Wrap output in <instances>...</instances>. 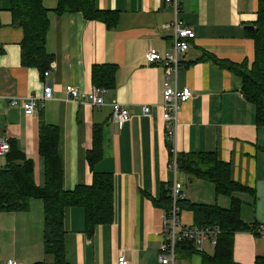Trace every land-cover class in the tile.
I'll return each instance as SVG.
<instances>
[{
	"label": "crops",
	"instance_id": "0c3cea01",
	"mask_svg": "<svg viewBox=\"0 0 264 264\" xmlns=\"http://www.w3.org/2000/svg\"><path fill=\"white\" fill-rule=\"evenodd\" d=\"M177 1L178 17L195 37L171 81L173 87L192 91L177 113L173 148L176 153L215 152L219 160L229 162L232 180L252 191L234 193L242 202L241 219L263 228L264 128L255 124L254 108L241 92L242 79L217 62L252 64L254 44L246 29L256 20L258 0ZM95 4L97 9L117 13L114 26L87 20L81 12L58 14L57 0H42L49 21L46 51L52 55L49 76L44 78L38 67L21 63L23 29L13 20L9 0H0V138L15 144L32 161L34 183L41 187L44 161L38 153L39 127L43 122L57 126L63 187L73 190L91 182L85 156L92 129L100 125L103 156L94 168L114 176V218L110 224L96 226L89 240L83 211L66 207L67 264H117L120 254L130 264H159L164 211L152 198L160 196L162 184L172 182L173 172L161 109L165 69L161 63L146 64L145 53L150 48L159 53L171 49L172 32L162 25L173 20L174 10L164 0H95ZM100 64L115 66L113 88H103L104 104L95 107L85 99H70L67 85L84 94L93 90L91 69ZM46 82L52 86L53 98L41 101L33 113L27 114L21 104H8L11 98L41 97ZM113 102L131 112L120 128L112 121ZM143 106H149V116L142 113ZM5 155L0 156V167L6 164ZM181 176L177 173L186 199L228 206L229 200L217 197L212 183ZM43 211L39 199L30 200L26 211H0V264L48 261ZM181 219L193 223L192 212L182 210ZM212 249L205 243L198 252ZM256 257H264V233H235L233 264H254ZM176 264H202V258L198 253L177 255Z\"/></svg>",
	"mask_w": 264,
	"mask_h": 264
},
{
	"label": "trees",
	"instance_id": "16d2710c",
	"mask_svg": "<svg viewBox=\"0 0 264 264\" xmlns=\"http://www.w3.org/2000/svg\"><path fill=\"white\" fill-rule=\"evenodd\" d=\"M9 10L15 23L23 29L21 41V63L36 66L42 72L49 69L52 55L46 51V33L49 21L42 0H9ZM62 12H81L85 19H98L108 27L117 21L116 12L96 8L95 0H57L54 9ZM252 29L246 35L253 40L254 59L234 64L217 61L220 67L233 71L242 79L241 92L254 108L257 127L264 128V0H258L257 17ZM95 87L113 88L114 65L100 64L91 69ZM101 126L92 129L91 146L86 151V161L91 172V182L78 185L73 190L63 187V170L58 156L60 132L53 124L41 123L38 133V153L44 161V184L37 186L33 178V163L27 159L15 144H9L6 164L0 167V211H26L32 199L43 202V246L48 261L37 264H67L65 232L63 228L64 209L79 208L84 213V233L92 239L96 226L110 224L114 218V176L109 172H98L95 165L103 156ZM169 160L172 154V138L168 135ZM177 171L190 179L212 183L217 197L229 200L227 207L193 203L183 197L178 201L181 210L192 212L193 224L198 227L219 228L216 245L211 253L198 252L189 241L177 244V255H201L202 264H233V237L237 232H253L259 235L256 222L248 224L241 219L242 202L234 193L252 192L246 186L231 178L229 162L218 159L215 152L176 153ZM152 202L168 213L171 207L170 183L162 184L160 196ZM254 264H264V257H256Z\"/></svg>",
	"mask_w": 264,
	"mask_h": 264
},
{
	"label": "built area",
	"instance_id": "2783aa9c",
	"mask_svg": "<svg viewBox=\"0 0 264 264\" xmlns=\"http://www.w3.org/2000/svg\"><path fill=\"white\" fill-rule=\"evenodd\" d=\"M170 4L174 10V18L172 21L162 25L163 29L171 30L172 47L168 51L159 53L154 48H150L145 53V62L148 65L161 63L165 69V77L163 83L162 93V118L166 122V132L171 138L176 127V117L181 104L188 101L192 96V91L188 87L178 89L173 87L171 81L174 79L177 71L180 68V63L184 54L188 51L190 45L189 41L194 39V31L186 26L184 22L179 19V3L177 0H164ZM49 71L43 73V77L47 78ZM67 96L76 101L85 99L90 105L99 107L104 104L103 88L94 87L89 93H80V91L72 85L65 87ZM53 98V89L49 82H46L43 88L41 97L30 95L25 101L11 98L8 101L10 106L20 105L23 107L27 114L33 113L39 108L41 101ZM112 121L116 127L120 128L125 122L129 121L131 117L130 110L117 102L111 103ZM142 113L146 116L150 114L149 106L142 107ZM9 150L8 142L0 138V156L5 155ZM173 156L169 160V168L173 172V180L170 182V196L171 207L168 213H164L162 219V239L158 248L157 260L159 264H176L177 259V244L182 241H189L192 243L196 251H202L205 243H208L211 248L216 245L218 234L220 230L216 226L198 227L191 224H185L181 219L182 210L179 208L178 201L184 196L182 193V184L177 178L176 166V151L172 148ZM259 233H264V227L259 229ZM117 264H130L129 261L122 255H118ZM2 264H20L16 260H7Z\"/></svg>",
	"mask_w": 264,
	"mask_h": 264
},
{
	"label": "rangeland",
	"instance_id": "374dc122",
	"mask_svg": "<svg viewBox=\"0 0 264 264\" xmlns=\"http://www.w3.org/2000/svg\"><path fill=\"white\" fill-rule=\"evenodd\" d=\"M178 175H179V177L181 176V175H183V173H180V172H178ZM182 177V176H181ZM187 186H189L188 184H187ZM189 188V190H190V187H188ZM186 190H188V189H186ZM207 253V252H206Z\"/></svg>",
	"mask_w": 264,
	"mask_h": 264
},
{
	"label": "water",
	"instance_id": "95a60500",
	"mask_svg": "<svg viewBox=\"0 0 264 264\" xmlns=\"http://www.w3.org/2000/svg\"><path fill=\"white\" fill-rule=\"evenodd\" d=\"M247 28H249V29H252V28H253V26H247Z\"/></svg>",
	"mask_w": 264,
	"mask_h": 264
}]
</instances>
